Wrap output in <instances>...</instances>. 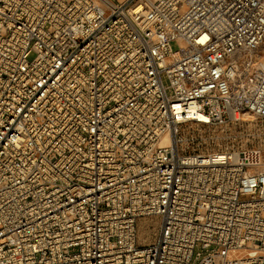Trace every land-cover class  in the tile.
<instances>
[{"label": "built area", "instance_id": "obj_1", "mask_svg": "<svg viewBox=\"0 0 264 264\" xmlns=\"http://www.w3.org/2000/svg\"><path fill=\"white\" fill-rule=\"evenodd\" d=\"M263 43L264 0H0V264H264Z\"/></svg>", "mask_w": 264, "mask_h": 264}, {"label": "rangeland", "instance_id": "obj_2", "mask_svg": "<svg viewBox=\"0 0 264 264\" xmlns=\"http://www.w3.org/2000/svg\"><path fill=\"white\" fill-rule=\"evenodd\" d=\"M172 44H173L174 47L178 46L177 41H173ZM262 49H264V46L262 47ZM247 115L249 117H251L252 120H254V121L256 120V118L252 114L248 113ZM260 123L262 125V129H261V131L259 133H261V134L258 136V139L255 140V141L259 142L262 145V147H263V155L262 156H264V120H262V121L260 120ZM215 144H216L215 146H218L217 143H215ZM145 219H148L150 221V224H151L152 228L155 227L152 241L154 240V238L156 236V233L158 231V227H159V222H158L157 218H154V217H143L142 219H140L139 220V224H138V231H139V242L141 244H146L147 243L146 241H143V239L140 238V225H141L142 221L145 220Z\"/></svg>", "mask_w": 264, "mask_h": 264}, {"label": "bare ground", "instance_id": "obj_3", "mask_svg": "<svg viewBox=\"0 0 264 264\" xmlns=\"http://www.w3.org/2000/svg\"><path fill=\"white\" fill-rule=\"evenodd\" d=\"M262 45L264 46V43ZM244 117L247 119H251V117H249L248 115H245ZM262 159H264V156L262 157ZM154 230L155 227H151L150 221L148 219L143 220L140 225V238L147 243L151 242L153 239Z\"/></svg>", "mask_w": 264, "mask_h": 264}]
</instances>
